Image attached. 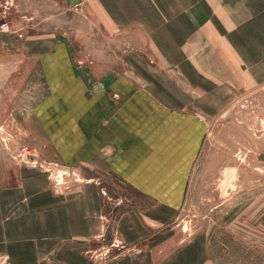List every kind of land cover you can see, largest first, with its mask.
I'll list each match as a JSON object with an SVG mask.
<instances>
[{
	"label": "crops",
	"instance_id": "crops-1",
	"mask_svg": "<svg viewBox=\"0 0 264 264\" xmlns=\"http://www.w3.org/2000/svg\"><path fill=\"white\" fill-rule=\"evenodd\" d=\"M156 1L82 3L110 24L137 25L149 20L147 7L157 17ZM182 3L181 13L163 14L153 39L172 64L197 47L204 81L184 75L198 98L174 80L159 83L156 66L135 70L138 78L109 72L99 79L93 64H78L60 44L3 47L12 36L0 33V127L38 162L80 173L59 188L0 146V264L188 263L187 247L164 250L207 129L192 109L207 107L201 89L264 84V0ZM112 181L130 186L141 204L109 210L101 185ZM111 239L119 249L101 261Z\"/></svg>",
	"mask_w": 264,
	"mask_h": 264
},
{
	"label": "rangeland",
	"instance_id": "rangeland-1",
	"mask_svg": "<svg viewBox=\"0 0 264 264\" xmlns=\"http://www.w3.org/2000/svg\"><path fill=\"white\" fill-rule=\"evenodd\" d=\"M182 1L157 0V17L150 19L147 7L143 12L148 21L122 25L108 23L101 9H87L82 0H0V33L12 36L0 48L48 51L60 44L78 64H93L99 79L109 72L138 78L135 70L156 66L161 68L154 76L159 83L165 78L174 80L183 92L198 98L201 91L190 89L186 79L194 84L204 81L198 72L197 47H185L191 55L176 57L172 64L168 57L159 56L153 39L155 27L165 21L163 14L181 13ZM238 86L201 89L206 93L205 111L191 106L207 129L179 209L167 226L173 244L164 250L169 255L187 247L185 264H264V84ZM3 127L0 146L15 149L20 159L23 154L16 146L20 142ZM47 168L59 188L80 175L78 170L75 175L52 163ZM101 187L109 210L116 204H141L142 197L128 185L112 181ZM105 243L101 261L119 249L114 239Z\"/></svg>",
	"mask_w": 264,
	"mask_h": 264
},
{
	"label": "built area",
	"instance_id": "built-area-1",
	"mask_svg": "<svg viewBox=\"0 0 264 264\" xmlns=\"http://www.w3.org/2000/svg\"><path fill=\"white\" fill-rule=\"evenodd\" d=\"M2 29H6V24L1 25ZM20 150L23 154L20 158L29 166L39 168L42 170H45L48 174L50 173L51 169L47 168V165L41 162H38L37 160L34 159L35 157V152L33 149H28L27 147L21 146ZM32 158V159H30ZM51 175V174H49Z\"/></svg>",
	"mask_w": 264,
	"mask_h": 264
}]
</instances>
